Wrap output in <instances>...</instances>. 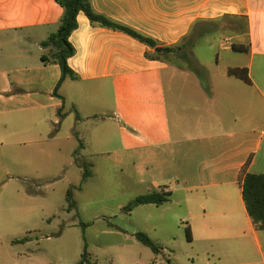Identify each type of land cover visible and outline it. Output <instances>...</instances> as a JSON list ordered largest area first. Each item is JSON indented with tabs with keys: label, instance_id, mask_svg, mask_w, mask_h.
I'll return each mask as SVG.
<instances>
[{
	"label": "crops",
	"instance_id": "crops-1",
	"mask_svg": "<svg viewBox=\"0 0 264 264\" xmlns=\"http://www.w3.org/2000/svg\"><path fill=\"white\" fill-rule=\"evenodd\" d=\"M91 3L161 45L180 43L200 21L238 24L235 36L218 33L217 67L195 55L204 86L187 67L148 58L152 50L144 43L94 25L81 12L69 38L76 53L68 59L79 78H66L61 99L54 95L61 69L42 59L48 52L42 43L57 31L62 6L56 0H0V197L9 183H3L5 173L39 174L16 179L6 192L0 264H21L19 247H29L30 240L16 238L19 221L32 223L40 213L51 220L49 201L37 190L43 175L66 178L72 172L77 181L82 163L94 161L87 157L97 160L109 192L170 193L160 206L144 204L128 213L126 206L141 195L134 194L107 211L116 217L157 210L166 226L184 225L181 254L171 250L174 261L160 260L168 253L163 247L148 264H264V231L248 214L241 184L245 174H264V0ZM234 43L248 50L234 51ZM224 58L228 62L221 64ZM236 67L247 68L251 82L228 74ZM80 141L79 161L74 153Z\"/></svg>",
	"mask_w": 264,
	"mask_h": 264
},
{
	"label": "rangeland",
	"instance_id": "rangeland-1",
	"mask_svg": "<svg viewBox=\"0 0 264 264\" xmlns=\"http://www.w3.org/2000/svg\"><path fill=\"white\" fill-rule=\"evenodd\" d=\"M237 24L230 19L221 20L219 25L224 27L225 31L223 36H235L232 28ZM218 39H220L219 35L215 38L200 39L194 47L192 59L195 60L196 55L207 67H217L215 52ZM211 41L214 43L210 44ZM226 62L228 59L224 58L221 64ZM52 64L55 63L52 62ZM78 158L80 161L83 157ZM87 158L90 162L94 161L91 164L85 161L88 165L87 169L91 172L85 182L80 181V177L83 178L84 174L83 167L77 181L72 172H69L66 178L63 173L43 175L45 180L37 187V190L44 193L49 201L51 211L48 212L51 214V220L40 213L32 223L23 225L19 221L16 227L18 228L17 240L23 242L30 240L28 248L19 247L21 264H79L84 252V232L93 264H148L155 260L156 254L136 238L138 232H146L144 228H148L147 233L156 243L168 249V253L161 255L159 259L174 261L175 257L171 250L180 255L184 247H187L184 225L178 224L181 230L173 223L166 226L157 210H153L150 214H140L137 211L133 216L121 214L111 217L107 211L115 208L118 199L127 196L133 198L134 194H142L144 191L132 189L109 192L110 189L102 186L105 179L97 160L94 157ZM12 174L11 176L4 174L3 183H9L0 197V207L2 205L7 207L6 192L16 179L23 180L26 176L38 177L39 175L35 172H13ZM75 184L80 185L75 186ZM70 188L73 189L78 208L68 212L65 196ZM17 203L22 206L24 202L20 199ZM45 211L47 212V208ZM3 215H0L1 225H4L5 221ZM20 216L19 213L18 217ZM81 221L87 224L85 231L79 224Z\"/></svg>",
	"mask_w": 264,
	"mask_h": 264
},
{
	"label": "trees",
	"instance_id": "trees-1",
	"mask_svg": "<svg viewBox=\"0 0 264 264\" xmlns=\"http://www.w3.org/2000/svg\"><path fill=\"white\" fill-rule=\"evenodd\" d=\"M63 8L64 12L60 19L58 29L52 33L49 38L42 43L48 52L42 56L44 61H53L61 69V78L56 85L54 95L63 99L58 90L66 78L77 80L79 76L69 67L68 59L76 53V49L70 42V35L78 28V15L83 12L89 18L92 24L115 31L124 32L144 43L152 51H147L146 56L153 60L163 61L172 65L185 66L194 72L202 81H204L201 68L197 66L196 61L192 59L194 47L198 44L200 39L211 36H217L219 32L224 30V27L219 25L220 19L211 21H200L196 23L191 33L185 36L180 43L176 45H161L157 40L148 37L132 27L124 25L120 22L109 19L108 17L96 12L92 6L91 0H56ZM241 25V21L239 22ZM234 26L232 30H235ZM234 51L244 52L248 48L245 45L234 43L232 45ZM230 76L242 79L246 82H251L249 71L247 68H230L228 70ZM207 88V87H206ZM17 91L21 92V89ZM63 107L58 111V116L63 117ZM77 118L80 115L77 113ZM84 148V144L80 141L79 147L74 153L77 154ZM76 154V155H75ZM84 174L82 182H85L91 172L87 169V163H82ZM243 199L250 218L256 229L264 231V174L248 173L241 177ZM81 188V187H80ZM68 212L77 208V202L74 199L73 189H69L66 197ZM170 201V193L164 189H156L145 194H141L134 198L127 206L126 212H132L136 207L144 204H155L157 206L163 205ZM84 231L87 224L79 223ZM187 236L190 239V231L187 229ZM137 240L144 246L150 248L155 254H159L163 247L156 243L146 232L140 231L136 234ZM84 252L82 254L79 264H93L91 261V254L88 252L85 232L83 234Z\"/></svg>",
	"mask_w": 264,
	"mask_h": 264
},
{
	"label": "built area",
	"instance_id": "built-area-1",
	"mask_svg": "<svg viewBox=\"0 0 264 264\" xmlns=\"http://www.w3.org/2000/svg\"><path fill=\"white\" fill-rule=\"evenodd\" d=\"M228 43H229V41H228V40H226V41H225V44H227V45H228Z\"/></svg>",
	"mask_w": 264,
	"mask_h": 264
}]
</instances>
